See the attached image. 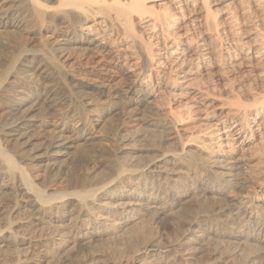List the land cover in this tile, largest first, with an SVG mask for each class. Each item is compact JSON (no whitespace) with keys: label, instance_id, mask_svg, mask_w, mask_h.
<instances>
[{"label":"bare ground","instance_id":"1","mask_svg":"<svg viewBox=\"0 0 264 264\" xmlns=\"http://www.w3.org/2000/svg\"><path fill=\"white\" fill-rule=\"evenodd\" d=\"M263 1L261 0V2L260 1L256 2V5L258 7L259 6L262 7L261 3ZM208 3H209V0H171V5H166L165 1H162V0H0V32L1 31H3V32H11V31L13 32L14 31V32H18V33L22 32L21 34H23V36H24V34H26V36L30 35V34L31 35L39 34L40 35L39 41L40 42L42 41L41 43L44 44L43 46H45L47 48V52H49L48 56H43L45 54L42 52L43 55H41V56L44 57V61L39 60L40 62L36 64L37 66L32 65V66H30L31 68H29V69L26 68L27 70L25 69L27 72V74L25 75V78L27 79L28 83L27 84H21L20 87L18 88L19 92L26 93L25 91L31 90L32 85H33L32 83H34V81L36 82L39 79L40 75H43V76L46 75L47 76V74H45V72L48 69V67H50V69L54 70L58 74H62L64 72L63 71L64 70L63 63L66 60V57H64L65 53L63 51L65 49H69L72 46V44H76L77 46H82L83 50H87L86 53L89 51L88 58L92 59V61L91 60L90 61L95 63V65L97 66V68L100 71L97 74V76L95 77L93 82H89V81L83 82V83L81 82L85 87H91L92 91H93V93H92L93 95H90V97H84L85 105H90L91 103H93L94 100H97V98H102V97H106V96L110 95L113 91H111L110 88H107V86L110 85V82H111L112 78L114 77L110 74V72L114 68L116 70V68L118 66L119 67L126 66V68L128 69L127 74H129V76H128L129 79L124 84L125 86H124L123 90H121V91L119 90L121 94H119L117 96H120L123 99L122 101H124V104H125L124 106L129 108L127 110L128 112H130L129 116L131 118H134V116H136L137 111L140 112L139 110L141 109V107L143 109L144 108H149V109L152 108L151 106H153L154 103L157 101V100L155 101V99L157 98V96L159 94H162L164 92L163 90L166 91V89H168V88H170V89L176 88L180 92H182V94L187 95L188 91L185 90V87L188 83L187 84H185V83L189 79L188 77L191 76L192 74L196 73V72H199V71L202 72L203 70H208L211 66L210 61L213 58V54L220 56L223 60L228 61L231 65H234L235 67L237 65H240L243 60H252L254 58V53L257 52V51L255 52V50H256L255 46H248V44H246L247 46H243V45L239 46L238 41H237L238 44H236L231 39H227V38H225L224 40L222 39L223 35H228V34H226V31L228 28H226L225 26H220L218 23H216L214 21L215 16H213L212 11H211ZM161 5L164 7L166 5V7L164 8L165 9L164 12H162L160 10L162 13H159L157 10L154 9V7L161 6ZM263 7H264V4H263ZM150 15H153V16H150ZM200 17H201V20H200ZM234 18H235V16H234ZM199 20L202 22L201 24L205 27L204 28L205 32L202 33V31H199L197 34V39H198L197 42L192 43L193 42L192 40H194L195 38L194 39H192L193 37L192 38L187 37L188 39L184 38L186 35L185 33L188 31L187 26L188 25L196 26L197 24L200 25ZM194 26H192V27L195 28ZM188 27H190V26H188ZM120 28L123 31L127 32V34H129L130 37H132V43L137 47V50L135 51L134 56L133 55L127 56V54H124L125 51H123V54H122L121 50L123 48L121 47L122 48L121 49L118 46L120 43L117 45V43L115 42L117 37L116 36L114 37V32L115 31L117 32V30ZM140 28H145V30H146V28L152 29L151 35L149 34L150 39L146 40L143 38L144 37L143 35H142L143 37L141 35H139L141 33L137 34V31H138L137 29H140ZM119 31L120 30H118V32ZM48 32H50V33H49V35L46 36L47 37V39H46L45 37H43V34L46 35V33H48ZM6 34H8V33H6ZM122 34H124V33H122ZM208 34H212L211 40H213V42L216 43V46L218 47V48H215V50L218 49L217 53H214L215 50L212 51L213 49L211 47L207 46L208 45L207 44V38L209 36ZM234 34H236V33H234ZM11 35H13V34H11ZM125 35L126 34H124V36ZM126 36L129 37L128 35H126ZM130 37H129V39H130ZM149 37H145V38H149ZM152 41H154V42H152ZM18 43H21V42H18ZM258 44L259 43H257V46L261 45V44H259V45ZM45 47H43V48H45ZM21 49H22V52L20 51V54H18L16 52L18 54V55H16L14 53L16 56H14V57L12 56L13 57L12 60L9 61L10 64L7 63V61H6L5 66L8 65V67L5 71H4L5 67L2 69V71H4V73L1 74L2 71L0 72V74H1L0 75V92H2L3 89L6 90L5 86H6V84H8V83L10 84L12 82V79H11L12 77L13 78L15 76L17 77V75L14 76L12 74L13 69L15 70V68H17V67H22V66L26 65L27 63H25V61H27L29 56H30V59H32L34 57L33 52L28 53L29 51L26 49L25 45H23V48H21ZM78 49H80V48H78ZM133 49H135V47ZM18 50H20V48ZM33 51H35V50H33ZM131 52H133V51H131ZM35 53L37 55L36 51H35ZM83 56L85 57V55H83ZM43 57H42V59H43ZM9 59H11V58H9ZM218 62H220V61H218ZM117 69H119V68H117ZM73 72H75V70ZM93 72H95V71H93ZM114 72H116V71H114ZM72 74H68L67 76H69V75L72 76ZM18 75L20 76V74H18ZM55 75H56V73H55ZM20 77L22 78L23 76H20ZM20 77H19V79H20ZM154 77L156 78L155 82H153ZM49 78H51V77H49ZM53 78H55V77H53ZM162 78H172L174 80L170 79L172 83L168 84L167 83L168 80L165 79L166 82L164 84L162 81H165V80ZM64 79H66V78H64ZM174 81H175V83H174ZM42 84H44V83L42 82ZM162 84L164 86H162ZM193 86H195V85H193ZM59 87L57 86V88H59ZM188 87H189V84H188ZM52 89L47 88L46 86L45 87L43 86L42 90L39 92V95L35 99H32V100L29 99L28 100L26 97H22L21 99L17 98L18 100H16L13 104H11V106L6 104L9 106L6 109L7 113H8L9 122H6V123L4 122L3 129L7 130L9 135L14 140H16L18 143L21 141V143H23L26 146H29V145L32 146L33 140L36 137H39L38 133L44 134L46 132H50V134H48L46 136L45 135L41 136L43 140H42L40 146H37V147L35 146L26 155L25 158L29 159L31 162L41 163V162H45V161H50L52 163V161H55V160L59 159L60 157H62L64 155V153H66L65 149L71 147V145L80 137V135H82L85 132H89L90 134L96 133V134H94V138L99 140V141L104 140L106 138V133H108V132L103 130L104 127H102L103 124L101 125V122H102L101 116L87 117V115H86V118L80 119L77 121L78 127L76 129H69L68 126L65 124L66 122H63L62 126H60V121L68 119L70 117V114H71L70 112H72V110L68 106L65 105L66 103L64 104V102H62L60 100L61 97L58 98L56 96L57 90L55 91V93H53L54 89L53 90ZM36 90H37V88H36ZM167 92H169V91H167ZM164 94H162V95H164ZM2 95H0V97H2ZM59 95L60 94H58V96ZM65 95H67V94H65ZM169 95L172 97L173 94L169 93ZM182 96H180V97H182ZM163 97H166L165 99H167V102L164 103L167 106H165L164 109L167 108L168 112L167 111L162 112V114L163 113L166 114L164 117V119H165V121L163 123L164 125H162V127L164 126L170 132V134H173L172 135V137H173L174 134H176L178 132L177 130H179L178 126L183 123V122L181 123V121H183V119L185 118L183 115L184 114L190 115L192 112L194 113L197 109H200V108L197 105V102L195 101L196 98H194V100H193V97L189 96L190 98H192V100L190 98H187L185 103L183 105L181 104L183 106L181 108H182V110H184V112H182L181 109L179 111H174L171 107L172 102L169 99L170 97L168 98L167 95L163 96ZM253 97L254 98H252V101L255 99L256 96H253ZM67 98H68V95H67ZM75 100H76V98H75ZM197 100H198V98H197ZM262 100L263 99H261V103H260V101H257L258 104H256V105H254L255 104L254 103L253 104L254 106L243 108V109L237 110V111H230L229 113L225 114V117L222 120L218 121L217 124H214L215 126L213 128H207L204 131L202 130V132L198 136H196L197 135V132H196V135H194V136H196L195 138L192 137L193 135L190 133L191 134L190 136L192 138L191 137L189 139L186 138L187 139L186 141L189 143H187V142L185 143L184 140H183V142L180 141V143L178 141L179 146L177 149H172V150L166 149V150H160L158 152L156 151L157 153L155 154V156H153V158L151 157V159H149L146 163L144 162L145 164L140 169H131V167L127 168L126 166H124L123 163H122L123 165L122 164L117 165L118 163H116L115 165L118 167L116 168L115 178L120 179L122 182H124V181H132V182L136 181L134 188L137 189V192L131 193L132 192L131 190H130L131 191L130 193L129 192L128 193L111 192L110 198H112L113 201L106 202V203L102 204V207H103L102 214H97V213L87 214L88 210H87V213L84 211L85 206H83V204H84V201L89 197L95 198V195H97V194H99V195L104 194V189H106L107 185H110V183L114 180L113 177H109L111 180H107V181L104 178L105 181L104 182L102 181L103 184L101 186L100 185L97 186L99 183L96 182V184L97 183L98 184L94 185V187H92V185L90 187L89 182H88V184H89L88 185L83 180H76L75 184L78 186L77 189H75L73 187L75 190L68 193L67 197L48 194L44 190H42V188L40 189V188L36 187L32 183V180H30L28 178L25 170L23 169L24 167L21 168L20 166H18L16 164V162L14 161V159L11 157V155L9 153H7L6 150H4L0 146V170L2 169L0 173L3 174V176H6V179L9 178L10 180H13L17 176V178L21 184V188L19 189L20 194L23 197H26L25 203H26V206L28 207V213L22 218L21 223H24L27 225L30 224L32 226H33V224L38 225L37 221H39V220L41 221V219H43L42 216L45 214H48V211L50 210V208L52 207L53 204L58 203L62 207H64V209H67V207L64 206L65 200L74 198L78 202V208L74 207L77 210V215H76L77 221L75 220L76 222L74 224H72L71 227H69L70 229H68V227L66 228V229H68L67 231L65 230L67 233H65L63 236L60 235L59 237H57L58 239H60L58 242V246H54L55 244H51V245H53V247L51 246V248H50V246H48V243L50 241L48 242L45 240L47 237L44 236V234H43V236H44L43 238L40 237L41 239H39V238L35 239L33 237L34 239L30 240V238L32 237V235H31L32 232L28 231V229H26V230L21 229L22 230L21 232L20 231L16 232V231H12V230L8 231L10 228V225L12 224L11 223L12 221H10L7 218L10 222L6 219V221H5L6 225H3V226H5V228L0 229V250H3V249L6 250L8 248L7 251H9V248L12 246H14V247L16 246L15 248L20 249V250L17 251L13 247L12 249L14 250V252H12V250H11L12 254L10 253L9 255H4L5 256L4 258L6 259L5 261L9 260V263L8 262L5 263L3 258H0V264L2 261L4 262V264H51V263L52 264H70V261H69L70 256H68V255H70L71 253H69V249H67V251H68L67 253H69L68 255H66L67 254L66 251L64 252L66 254L62 253L61 251L66 249L65 247L70 243L91 242V241H96V243H97L98 239L106 238L107 237V231H106L107 225L109 226V224H110V223L108 224V220H109V219H107L108 214H112V216H113V214L119 215L122 222L127 221V220H131V219L136 220L141 215H147V214H152L153 217L156 218L157 215L159 216L160 214H162L165 211V208H164L165 205L163 203L166 200H168L170 197H174V194H172L169 190L166 191V188L162 187V185H164V184L166 185L168 182L175 180V178L178 176V172L180 171V170L178 171V169L175 165L178 166L179 164H183L185 161H188V164L190 161H193L195 163H198V164L205 166L206 170L210 173V175H212V180H211V182H208V184L204 185L203 191L201 193L204 192L206 194H209L210 197L211 196L216 197L218 195L229 197L230 198L229 201L226 199V201H228L227 204H225V205L220 204V206H218L215 209V211L216 212L229 211L230 215L228 216V218L226 220L227 221L230 220V221H233L235 223L236 228L238 230L236 232H238V234L241 233V235L239 236L241 238L238 237L240 239V241L242 239L246 242H255V245H257L256 247L260 248L261 252L264 253V198L259 197V194L264 191V103H262ZM158 101H160V100L158 99ZM161 101H162V99H161ZM255 101H253V102H255ZM236 102H237V100H236ZM263 102H264V100H263ZM160 103H159V105H161ZM198 103H201V101ZM237 103H238V105H236V107L237 106L239 107L240 100H238ZM2 105H3V103H2ZM251 105H252V103H251ZM242 106H243V102H242ZM242 106H241V108H242ZM157 107L159 108L160 106L157 105ZM243 107H245V106H243ZM1 108H3V107H1ZM58 108L61 110L59 112L60 116H58V118H54V116H53L54 112ZM41 109L43 112L42 114L47 119L43 120V119H40L38 116L35 115V112L38 110H41ZM59 109H58V111H59ZM6 110L4 109V111H6ZM158 110H160V109H158ZM158 110H155V111H158ZM161 111H162V109H161ZM2 112H3V110H2ZM143 112H145V111H143ZM158 113H159V111H158ZM158 113H156V114L158 115ZM6 116H7V114H6ZM126 116L128 119V115H126ZM131 118H129V119H131ZM135 118H137V117H135ZM187 118L189 119V116ZM148 124H150V123H148ZM74 125H75V123H74ZM120 127H121V125H120ZM118 129H119V127H118ZM152 129H154V128H152ZM140 130H141V128H140ZM145 130H148V129H145ZM2 133H4V132H2ZM143 133L147 134V131H146V133L145 132H143ZM5 135H7L6 132H5ZM113 135L114 136L116 135L115 132ZM177 135H179V134H177ZM187 136H189V135H187ZM5 137L7 138V136H5ZM125 139H127V138H125ZM180 139H181V136H180ZM180 139H178V140H180ZM9 140H10V138H9ZM11 141H8V142H11ZM151 141H152V139H151ZM100 143H102V142H100ZM252 143H255L256 146L257 145L261 146V148L258 147V149L260 148L259 152H258L260 155V158L258 157L259 158V160H258L259 165L254 167V169L252 170V171H254V175H252V176L256 180L254 190L250 193L247 192L246 194H244V193L243 194H241V193L240 194H234V193L232 194V189H233L232 187H238L240 189L245 187L244 181L243 182L242 181H240V182L235 181V176H237V175H235L234 172L238 171L239 169H242L241 166L244 165L243 164L244 162H247V163L250 162V159H248V158H247L248 160L246 159L247 156L246 157L244 156V158L247 161H245V159L242 158L241 152L244 151L247 148V146H249ZM186 145H192V149H186ZM255 149H257V148H255ZM255 149H254V153L256 152ZM245 154H246V152H245ZM256 156H257V153H256ZM248 157H250V156H248ZM251 158H252V156H251ZM253 159H255V158H253ZM170 164H171V166H169ZM129 165H131V164H129ZM213 166H216L219 169L213 170V168H212ZM249 166H251V164ZM111 167H113V166H111ZM178 168H180V167H178ZM245 168H246V166H245ZM194 169H195V166H194ZM204 172L206 173V171H204ZM245 172L246 171H244V173ZM249 173L250 172H248L247 174H249ZM244 177H245V175H244ZM210 178H207V180H209ZM148 181L150 182V184H149L150 186H149L148 191L146 192V188L148 187V186L146 187V185H147ZM9 184H11V182H9V180H8V182L2 183V185L6 186V187ZM75 184H74V186H76ZM2 185L0 187H2ZM17 185H19V183ZM12 186H15V185L12 184ZM95 186H97V187H95ZM44 188H46V187H44ZM174 188H175V186H174ZM142 191H145V192L141 193ZM234 191H235V189H234ZM66 192H68V191H66ZM142 195L145 196L146 199L142 198L141 197ZM121 198H124V200L123 201H117L118 199H121ZM219 201H221V200H219ZM170 204H172V203H170ZM173 204H175V203H173ZM182 205L183 204L181 203V206ZM56 206L59 207L58 205H56ZM91 212H93V211H91ZM91 212H89V213H91ZM51 213H52V211H51ZM213 213H210V215ZM104 214H107V215L105 216ZM150 217L151 216H149V219H150ZM178 217H180V215ZM222 217H224V216H222ZM226 217L227 216L225 215V218ZM73 218H74V216H73ZM110 218L112 219V217H110ZM208 219L209 218L207 217V220ZM140 220H142V219H140ZM136 221H138V220H136ZM142 221H144V219ZM146 221L149 223L151 222L150 220L148 221V219ZM156 221H157V219H156ZM194 221H196V220H194ZM222 221H221V219H219V217H216V216L211 217V220L209 219V222L205 223V225H202V228L200 229L201 231L199 230L197 232H199V234H200V232H202L205 235V237L215 235V232H216L215 229L220 225V223ZM147 222H146V224H147ZM203 222H205V220H203ZM203 222H202V224H203ZM17 223H18V221H17ZM111 223H113V221ZM117 223L118 222H116V224ZM135 224H136V222H135ZM225 224H228V222ZM140 225H142V223ZM196 225H197V223H196ZM111 226H112V224H111ZM120 226H122V225H120ZM28 227H30V226H28ZM228 227H230V226H228ZM135 228H133V230ZM196 228L197 227H195V229ZM38 229H39V227H38ZM130 229H132V227H130ZM148 229H149V227H148ZM151 229H152V227H151ZM187 229H186V231H188ZM189 229H190V227H189ZM193 229H194V227H193ZM231 229H233V228H231ZM36 230H37V228H36ZM141 230H142V232H143V230H145L144 226H143V229H141ZM146 230H145V232H146ZM191 230L192 229H190V231ZM222 230L218 231V232H222ZM229 230L230 229H228V231ZM117 231H119V230H117ZM68 232L73 233V235L75 236L74 240L70 239L71 236H70V233L68 234ZM134 232H136V231H133V233ZM142 232H141V234H142ZM145 232L142 235H145ZM191 232H193V231H191ZM33 233H35V232H33ZM184 233H185V231H184ZM184 233L182 234V236L184 235ZM35 234H34V236H36ZM40 234H42L41 231H40ZM191 234H192L191 235L192 237L185 238V241L183 240L184 242H181V243L178 242L179 238L182 237V236H180L178 238V240L176 241L178 243L174 242V244H172V243L171 244H164V246H161L162 243H160L161 245L157 244V241H155V239L152 237H145L143 245L141 246L140 249H138V251H137L135 257L133 258V261L131 264H180V262H179L180 260L178 261L175 258H171L172 256L174 257V254L176 253L175 252L173 255L171 254L172 255L171 256L170 255L171 251H173V250L178 251L180 249V251L181 250L186 251L185 255H188V254H191L193 252L192 251L190 253L188 251L191 248L190 246L193 243H195V244H200V242L202 243V241H201L202 239L201 240L197 239V238H199L198 237L199 234H196L195 232L191 233ZM157 235H155V236H157ZM186 235H187V233H186ZM37 237H38V235H37ZM48 237H51V236H48ZM142 237H144V236H142ZM222 237H223V235L220 238H222ZM52 238H50V239H52ZM182 238H184V237H182ZM182 238H180V239H182ZM210 238L211 237H209V239ZM128 239H130V238H128ZM209 241H211V240H209ZM206 242H207V240H206ZM23 245H25L24 248H21V246H23ZM83 245H84V243H83ZM202 245H200V246L203 247ZM80 246H82V244ZM212 246H214V245H212ZM17 247H19V248H17ZM54 247H57V250ZM206 247H208V246H206ZM73 248H75V247H73ZM194 248L196 249V247H194ZM209 248H212V247H209ZM70 249H71V247H70ZM106 249H107V247H106ZM205 249H207V248H205ZM5 250L3 252H5ZM98 250H100V249L98 248ZM57 251H58V253H55ZM59 251H60V253H59ZM49 253H52V256L54 253L56 254V255H54V257L56 258V261L53 259L55 261L54 263L51 262L53 260L50 259V257H52V256H50ZM75 253H76V251H75ZM7 254H8V252H7ZM72 255H73V252H72ZM234 255H235V253H234ZM1 256H2V254H1ZM76 256H78V255H76ZM73 258H75V257H73ZM73 258H71V259H73ZM188 258H190L189 255H188V257H186L184 259H188ZM78 259L80 260V258H78ZM88 261H89V259H88ZM89 262L94 263V261H92V260ZM185 262H187V261H185ZM81 263H82V261H81ZM90 263H88V264H90Z\"/></svg>","mask_w":264,"mask_h":264},{"label":"rangeland","instance_id":"2","mask_svg":"<svg viewBox=\"0 0 264 264\" xmlns=\"http://www.w3.org/2000/svg\"><path fill=\"white\" fill-rule=\"evenodd\" d=\"M162 1H165L166 5H171V0H162ZM258 1L261 2V0H256V1L255 0H209V3H208V5L210 6V9L212 11L213 16H215L214 21L216 23H218L220 26H225L226 28H228L226 31V34H228V35H223L222 36L223 40L225 38H227V39L233 40L236 44H238V42H239V44H238L239 46H241V45L247 46L246 44H248V46H255L256 47L255 52L257 51L258 53L257 52L254 53V58L252 60H243L240 65H237L235 67L234 65H231L228 61L223 60L220 56L213 54V58L210 61L211 66L208 70H203L202 72L201 71L196 72V73H194L188 77L189 79L185 83V84H187V83L189 84V87H188V84L185 87V90L188 91V94H187L188 96L182 94V92H180L176 88H171V89L168 88V89H166V91L163 90L164 92L162 94H164V93L165 94L164 95L159 94L157 96V98L155 99V101L156 100L157 101L154 103L153 106H151L152 108H150V109L144 108L143 109L141 107V109L139 110L141 113L137 111V113L139 115L136 113V116H134V118H131L129 116L130 112L127 111L129 108L124 106L125 104H124V101H122L123 99L120 96H117V95L121 94L120 91L123 90V88L125 86L124 84L129 79L128 78L129 74H127L128 69L126 68V66H122V67L118 66L117 68H119V69L116 68V70H115V68H114L110 72V74L114 77L112 78L110 85H108L107 88H110V90L113 91L111 93L112 95L110 94L106 97L97 98V100H94L95 102L93 101V103H91L90 105H85L84 97H90V95H93L92 94L93 91H92L91 87H85L82 83L88 82V81L93 82L95 77L97 76V74L100 71L97 68V66L95 65V63L91 62L92 59L88 58L89 51L86 53L87 50H83L82 46H77L76 44H72V46L69 49H65L63 51L65 53L64 57H66V60H65L66 62L64 61V63H63V67H64L63 71L64 72L62 74H58L54 70L50 69V67H48V69L46 70L47 73L45 72V74H47L48 77L46 75L45 76L40 75L39 79L36 82L34 81L35 84L32 83L33 85H32L31 90L25 91L26 93L19 92L18 88L20 87V85L28 83L27 79L25 78V75L27 74L26 70L31 68L30 66H32V65L37 66L36 64L39 63L41 60L44 61L43 56H48L49 52H47V48L45 46H43L44 44L41 43L42 41L41 42L39 41L40 40L39 34H37V35H31L30 34L27 36H26V34H24V36H23V34H21L22 32L18 33V32H14V31L13 32L12 31L11 32L1 31L0 32V72L2 71V69L4 67H5L4 71L7 69L8 65L5 66L6 61H7V63L10 64L9 61H11L14 56L20 54V51L22 52L21 48H23V45L26 46V49L29 51V52L27 51L28 53L33 52L34 57L32 59H30V56L28 57L27 61H25V63H27L26 64L27 66L24 65L22 67L15 68V70L13 69L12 74L14 76L17 75V77L16 76L14 78L12 77L11 78L12 82L10 84L9 83L6 84V86H5L6 90L3 89V91L0 92V95L3 94L2 95L3 98L0 97V99L2 100V101L0 100V106L3 107V108L0 107V109H1L0 110V113H1L0 114V146L4 150H6L7 153H9L11 155V157L14 159V161L16 162V164L18 166H20L21 168L24 167L23 169L25 170L28 178L30 180H32V183L36 187H38L40 189L42 188V190H44L48 194L67 197L68 193L77 189L78 186L75 184L76 180H83V181H85L86 184H88V182H89L90 187H91V185H92V187H94V185H97L98 183L99 184L97 186H99V185L101 186L105 180L106 181L111 180L109 177H113L115 181L113 180L110 183V185H107L106 189H104V194H101V195L97 194V195H95V198L89 197L84 201L85 205L83 204V206H85L84 211L87 213V210H88L87 214H92V213L102 214V211H103L102 204L106 203V202L113 201V199L110 198L111 192H115V193H117V192H123V193L129 192L130 193L131 191H132L131 193L137 192V189L134 188L136 181H134V182L124 181V182H122L120 179L115 178L116 168L118 167L115 165L116 163H118L117 165L123 163L124 166H126L127 168L131 167V169H140L149 159H151V157L153 158V156H155V154L158 151L166 150V149L167 150L168 149L169 150L177 149L180 141L183 142V140H184V142L186 143L187 142L186 140L191 137L190 136L191 134L193 135L192 137L195 138L196 136H198L202 132V130L204 131L207 128H213L215 126L214 124H217L218 121L222 120L225 117V114L229 113L230 111H237V110H241L243 108L254 106V105L258 104L257 101H260V103H261V99L264 100V95H263L264 94V7H263L264 1L262 0L263 1L262 2L263 4L261 3L262 7H260V6L258 7L256 5V2H258ZM166 5H165V7H166ZM165 7L161 5V6L154 7V9L157 10L159 13H162V12H164ZM150 16H153V15H150ZM234 16H235V18H234ZM200 20H201V17H200ZM201 23L202 22L200 21V25L197 24L196 26L188 25L190 27L187 26V29H188V31L189 30L190 31L189 32L187 31L185 33L186 35L184 38L188 39L189 37H191V38L193 37L192 39L195 38L194 39L195 41L192 40L193 42L192 41L191 42L192 43L197 42L198 32L199 31H202V33L205 32L204 31L205 27ZM192 26H194L195 28H193ZM149 29L148 28H146V30H145V28L137 29L138 30L137 34L141 33L139 35H141V36L143 35L144 37L143 36L142 37L144 39L148 40V39H150L149 34L151 35V33H152L151 32L152 29H150V30ZM118 30H120V31L118 32ZM118 30H117V32L119 34L115 31L114 37L115 36L117 37L115 40L117 45L120 43L118 46L120 48L121 47L123 48V49L121 48L122 54H123V51H125L124 54H127V56L128 55L134 56L135 51L137 50V47L132 43V37H130L129 34H127V32L123 31L121 28ZM6 33H8V34H6ZM49 33L50 32L46 33V35L43 34V37H45L47 39L46 36L49 35ZM122 33L128 35L130 37V39L126 35L124 36V34H122ZM234 33H236V34H234ZM11 34H13V35H11ZM208 35L209 36L207 38V44H208L207 46L211 47L213 49V50L212 49L211 50L214 51L215 48H218V47L216 46V43H214L213 40H211L212 34H208ZM145 37H149V38H145ZM18 42H21V43H18ZM152 42H154V41H152ZM257 43L261 44V45L258 44L260 47L257 46ZM43 47H45V48H43ZM134 47H135V49H133ZM17 48L18 49L20 48V50H18ZM78 48H80V49H78ZM33 50H35L37 52V55H36L35 51H33ZM131 51H133V52H131ZM217 51H218V49H216L214 51V53H217ZM42 52L45 55H43ZM41 55H43V56H41ZM83 55H85V57ZM42 57H43V59H42ZM9 58H11V59H9ZM218 61H220V62H218ZM73 69L75 70V72H73L74 71ZM4 71H2L1 74L4 73ZM93 71H95V72H93ZM114 71H116V72H114ZM17 73L23 77L21 78ZM55 73H56V75H55ZM68 74H72V76H70V75L67 76ZM18 76L20 77V79ZM49 77H51V78H49ZM53 77H55V78H53ZM64 78H66V79H64ZM162 79L168 80L167 81L168 84H171L172 83L171 80H174L172 78H162ZM19 80L20 81L22 80V81L20 82ZM155 80H156V78L154 77L153 82H155ZM166 80L162 81V82L165 84ZM41 81L44 84H42ZM174 83H175V81H174ZM193 85H195V86H193ZM43 86L44 87L46 86L47 88H50V89L53 88L54 89V90L52 89L53 93H55V91L57 90L56 96L58 98L61 97L60 100L62 102H64V104L66 103L65 105L68 106L72 110V112H70L71 114H70V117L68 119L60 121V126H62L63 122H66L65 124L68 126L69 129H76L78 127L77 121L80 119L86 118V115H87V117L101 116V120H102L101 125L103 124L102 127H104L103 130L109 133L108 134L105 132L106 138L104 140L99 141V140L94 138V134H96V133L90 134L89 132H85L82 135H80V137L71 145V147L66 148L67 150L65 149L66 153H64V155L62 157H60L59 159H57L55 161H52V163L50 161L35 163V162H31L29 159L25 158L26 155L32 150V148H34L35 146L36 147L40 146V144L43 140L41 136H44V135L46 136V135L50 134V132H46L44 134L38 133L39 137H36L33 140L32 146H30V145L26 146L23 143H21V141L18 143L16 140H14L9 135L7 130L3 129L4 122L5 123L9 122L8 113H7L6 109H7V107L11 106V104H13L16 100L21 99L22 97H26L28 100L29 99L32 100V99L37 98V96L39 95V92L42 90ZM57 86L58 87L60 86V87L57 88ZM162 86H164V85L162 84ZM36 88H37V90H36ZM167 91H169V92H167ZM169 93L173 94L172 97L169 95ZM58 94H60V95L58 96ZM65 94L68 95V98H67V95H65ZM166 95L168 98L170 97L169 99L172 102L171 107L174 111H179L181 109V111L184 112V110H182L181 107H183L182 105L185 103L186 99L190 98V97H193V100H194V98H196L195 101L197 102V105L200 108V109H197L194 113L192 112L190 115H186L183 113L184 114L183 116L185 117V118L184 117L183 118L185 120L183 119V121H181V123L182 122L183 123L182 124L180 123L181 125L178 126L179 130H177L178 132L176 134H174L173 137H172L173 134H170V132L164 126L162 127V125H164L163 124L165 121L164 117L166 115L165 113L162 114V112H166V111L168 112L167 108H165L166 110L164 109V107L167 106L166 104H164L167 102V99H165L166 97H163V96H166ZM180 96H182V97H180ZM253 96H256L255 99L253 100V101L256 100L255 102L252 101V98H254ZM75 98H76V100H75ZM160 98L162 99V101ZM197 98H198V100H197ZM158 99L160 101H158ZM190 99L192 100V98H190ZM235 99L237 100V102H238V100H240V103H239L240 105H239V107L237 106L238 108L236 107V105H238V103L236 102ZM4 100L5 101L7 100V101L5 102ZM163 100L164 101L166 100V101L164 102ZM263 100H262V103H264ZM200 101H201V103H198ZM242 102H243V106H245V107L242 106ZM2 103H3V105H2ZM159 103L163 107L161 105H159ZM251 103H252V105H251ZM4 104L5 105L8 104L9 106L8 105L5 106ZM157 105L160 106L161 108L160 107L158 108ZM241 106H242V108H241ZM4 109L6 111H4ZM58 109L54 112V115H53L54 118H58V116H60L59 112L61 110L59 109V111H58ZM154 109L155 110L160 109V110H158L159 113H158V111H155ZM161 109H162V111H161ZM2 110H3V112H2ZM143 111H145V112H143ZM155 112L158 113L159 116ZM42 113L43 112L41 109V110L36 111L35 115L38 116L40 119H43V120L47 119L46 117H44V115ZM6 114H7V116H6ZM126 115H128V119H127ZM185 115L187 117L189 116V119ZM135 117H137V118H135ZM129 118H131V119H129ZM74 123H75V125H74ZM148 123H150V124H148ZM120 125H121V127H120ZM117 126L119 127V129ZM143 127L145 129H148V130H145ZM140 128H141V130H140ZM150 128L151 129L154 128V129L151 130ZM146 131H147V134H144L143 132L146 133ZM2 132H4V133H2ZM5 132L7 133V135H5ZM114 132L116 134L115 136L113 135ZM196 132H197V135H196ZM177 134H179V135H177ZM187 135H189V136H187ZM194 135H196V136H194ZM5 136H7V138ZM180 136H181V139H180ZM9 138H10V140H9ZM125 138H127V139H125ZM150 138L152 139V141ZM178 139H180V140H178ZM8 141H11V142H8ZM178 141H179V143H178ZM100 142H102V143H100ZM187 143H189V142H187ZM255 143L250 144L249 146H247V148L244 151L241 152L242 158L245 159L244 156L245 157L247 156L246 159L247 158L250 159V162H248V163L244 162L243 163L244 165L241 166L242 169H239L238 171H235L234 173H235V175H237V176H235V181L236 182H240V181L243 182L244 181L245 187L242 189H240L238 187H232L233 188L232 194L233 193L234 194H240V193L246 194L247 192L250 193L254 190L256 180L252 176V175H254V171H252V170L254 169V167L259 165L258 160L260 158V155L258 152H259V149L261 148L260 145L256 146ZM258 147H260V148L258 149ZM255 148H257V149H255ZM186 149H192V145H186ZM254 149L256 151L255 153H254ZM245 152H246V154H245ZM256 153H257V156H256ZM248 156H250V157H248ZM251 156H252V158H251ZM253 158H255V159H253ZM246 159H245V161L248 160V159L247 160ZM129 164H131L132 166ZM250 164H251V166H249ZM111 166H113V167H111ZM169 166H171V164ZM175 166L177 167L178 171L180 170L178 172V176L176 177L177 179L175 178L174 181L168 182L166 185L165 184L162 185V187L166 188V191L169 190L172 194H174V197H170L171 199L169 198L168 200H166L163 203L165 205V207H164L165 211L162 214H160L159 216L157 215L158 218L156 216H155L156 218H154L152 214H147V215H141L138 219H136L138 221H136L135 219H133V220L131 219V220H127V221L122 222L119 215L113 214V216H112V214H108V215L104 214L105 216L106 215L108 216L107 219H109L111 222L113 221V223H111L108 220V224L109 223L110 224H109V226L107 225V229H106L107 237L104 239H98L99 241L97 240V243H96V241H91V242L70 243L72 246L70 244H68L65 247L66 249H64L61 252L64 253L66 251V253H67L68 252L67 249H69V253H71V254L70 255H68L69 253H67V254L64 253V254L70 256L69 257L70 258V260H69L70 264H75V263L76 264H88V263H90L89 261H91V260L94 261V263L91 262L92 264H108V263L109 264H131L133 261V258L135 257V255L138 251V249H140L141 246L143 245L145 237L154 238L155 241H157V244L161 245L160 243H162L161 246H164V244H171V243L174 244V242L175 243H178V242L181 243V242L185 241V238L192 237L191 233L195 232L196 234H199V232H197V231H199L202 228V225H205V223L209 222V219L211 220V217H215V216L219 217V219H221V221L222 220L224 221V222L222 221L220 223V225L215 229V231H216L215 235L205 237V235L202 232H200V234L202 236L199 234L198 235L199 238H197V239L198 240L202 239L201 240L202 243L201 242H200V244L193 243L190 246L192 249L190 248L188 251L190 253L193 251L191 254H188L190 258L184 259V258L188 257V255H185L186 251H183V250L180 251V249L178 251H174V250L171 251L170 255L171 254L173 255L176 252L174 254V257L171 255L172 256L171 258H175L178 261L180 260L179 261L180 264H182V263L183 264H264V253L261 252L260 248L256 247L257 245H255V242H246L242 239L240 241L239 238H241V237H239V236L241 235V233L239 232L240 234H238V232H236L238 230L236 228L235 223L233 221H230V220L227 221L226 220L228 218V216L230 215L229 211H224V212H216L215 211V209L218 206H220V204L221 205L227 204V202L229 201L230 198L222 196V195H218L216 197H212V196L210 197L209 194H206L204 192L201 193L203 191L204 185L208 184V182H211V180H212V175H210V173L206 170L205 166L198 164V163H195L193 161H190L189 164H188V161H185L183 164H179L178 166L177 165H175ZM194 166H195V169H194ZM245 166H246V168H245ZM178 167H180V168H178ZM212 168H213V170L219 169L216 166H213ZM1 170H0V172H1ZM243 170L246 172L244 173ZM204 171H206V173ZM248 172H250V173L247 174ZM0 175H1L0 176V186L2 185L3 182L4 183L8 182V180H9V182H11V184H9L7 187L3 186V185H2V187H0V189H1L0 190V229L5 228V226H3V225H6L5 221L8 218L10 221H12L11 222L12 224L10 225V228L8 231L12 230V231H16V232L17 231L21 232L22 231L21 229H25V230L28 229V231L32 232L31 233L32 239L30 238V240H33L34 238L35 239H37V238L41 239L40 237L43 238L44 236H46L47 238L46 239L44 238V239L48 242L50 241L48 243V246H50V248H51V246L53 247V245H51V244H55L54 246H58V242L60 239H58L57 237H59L60 235L63 236L65 233H67L66 231L68 229H70L69 227H71V225L77 221V217H76L77 210L75 209V208H78L77 200L74 198L65 200L64 206H66L67 209H64V207H62L60 204L55 203L52 205V207H51L52 209L50 208V210L48 211V214L43 215L42 216L43 219H41V221L40 220L37 221L38 225H34V224H33V226L30 224L27 225V224L21 223L22 218L28 213V207L26 206V203H25L26 197H23L20 194V190H19L21 188L20 181L18 180L17 176L13 180H10L9 178L6 179V176H3V174L0 173ZM244 175H245V177H244ZM104 178H105V180H104ZM207 178H210V179L207 180ZM96 182H98V183L96 184ZM18 183H19V185H17ZM12 184L15 186H12ZM74 184L76 186H74ZM149 184H150V182L148 181V183L146 185V187L148 186L146 188V192L149 189V186H150ZM97 186H95V187H97ZM174 186H175V188H174ZM44 187H46V188H44ZM234 189H235V191H234ZM66 191H68V192H66ZM144 192L145 191H142L141 193H144ZM141 197L146 199L145 196H143V195ZM259 197L264 198V191L259 194ZM226 199L228 201H226ZM123 200H124V198H121V199H118L117 201H123ZM219 200H221V201H219ZM170 203H172V204H170ZM173 203H175V204H173ZM181 203L183 204L182 206H181ZM56 205H58L59 207H57ZM51 211H52V213H51ZM91 211H93V212H91ZM89 212H91V213H89ZM210 213H213L215 216L213 214L210 215ZM179 215L181 218L178 217ZM225 215L227 216L226 218H225ZM73 216H74V218H73ZM149 216H151L153 219L151 217L149 219ZM222 216H224V217H222ZM110 217H112V219ZM207 217L209 218L208 220H207ZM146 218L148 219V221L150 220L152 223L147 222ZM140 219H142V220L144 219V221H142ZM156 219H157V221H156ZM194 220H196V221H194ZM203 220H205V222H203ZM17 221H18V223H17ZM116 222H118V223L116 224ZM135 222H136V224H135ZM146 222H147V224L148 223L149 224L147 225ZM202 222H203V224H202ZM227 222H228V224H225ZM139 223L140 224L142 223L145 230L147 229L148 231L149 230L150 231L148 232L146 230V232H145V230H143V232H142L141 229H143V226L140 225ZM196 223L198 226L196 225ZM111 224H112V226H111ZM120 225H122V226H120ZM187 225L190 227V229H192L191 231H193V232L190 231V229ZM227 225L230 227H228ZM28 226H30V227H28ZM38 227H39V229H38ZM67 227H68V229H66ZM130 227H132V229H130ZM148 227H149V229H148ZM151 227H152V229H151ZM193 227H194V229H193ZM195 227H197V228L195 229ZM36 228H37V230H36ZM133 228H135V229L133 230ZM231 228H233V229H231ZM186 229L188 231H186ZM228 229H230L229 230L230 232L228 231ZM117 230H119V231H117ZM138 230L139 231L141 230V231L139 232ZM221 230H222V232H218ZM40 231L42 232V234H40ZM133 231H136V232L133 233ZM184 231H185V233H184ZM33 232H35L36 234ZM141 232H142V234H144V232H145V235H142ZM69 233L70 232H68V234ZM183 233H184V235L182 236ZM186 233H187V235H186ZM34 234L36 236H34ZM43 234H44V236H43ZM37 235H38V237H37ZM155 235H157V236H155ZM222 235H223V237L220 238ZM48 236H51V237H48ZM70 236H71L70 239L74 240L75 236L73 235V233H70ZM142 236H144V237H142ZM180 236H182L184 238H182ZM179 237L182 239H180ZM209 237H211V238L209 239ZM50 238H52V239H50ZM128 238H130V239H128ZM178 238H179V240H178ZM177 240H178V242H176ZM206 240H207V242H206ZM209 240H211V241H209ZM83 243H84V245H83ZM81 244L83 247L80 246ZM200 245H202L203 247H201ZM212 245H214V246H212ZM24 246L25 245L21 246V248H24ZM105 246L107 247V249ZM193 246L196 247L197 250ZM206 246H208V247H206ZM13 247L14 246L10 247L9 251H7L8 248L6 250L5 249L0 250V256H1V254L3 256V257L1 256L0 258H3V260L5 261L6 259L4 258L5 257L4 255H9L11 253V250H12V252H14V250L12 249ZM15 247H14V249H16ZM19 247H17V248H19ZM70 247L72 250L70 249ZM73 247H75V248H73ZM209 247H212V248H209ZM54 248H56V250H57V247H54ZM98 248L100 250H98ZM205 248H207V249H205ZM4 250H5V252H3ZM16 250L19 251L20 249H16ZM6 251L8 252V254ZM75 251H76V253H75ZM72 252H73V255H72ZM55 253H58V251ZM55 253L53 254V256H52V253H49V255L53 257V258L50 257L51 260L54 259L56 261V258L54 257V255H56ZM59 253H60V251H59ZM74 253L76 255H78L79 257L76 256ZM234 253H235V255H234ZM73 257H75V258H73ZM71 258H73V259H71ZM78 258H80V260ZM88 259H89V261H88ZM54 260L51 262L54 263L55 262ZM81 261H82V263H81ZM185 261H187V262H185ZM6 262L9 263V260L5 261V263ZM1 264H4V262L2 261Z\"/></svg>","mask_w":264,"mask_h":264}]
</instances>
